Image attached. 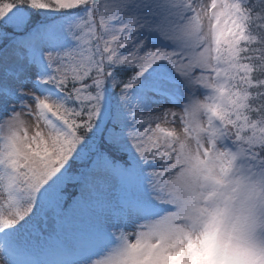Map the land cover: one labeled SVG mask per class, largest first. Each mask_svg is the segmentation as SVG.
Segmentation results:
<instances>
[{"label": "snow or ice", "instance_id": "1", "mask_svg": "<svg viewBox=\"0 0 264 264\" xmlns=\"http://www.w3.org/2000/svg\"><path fill=\"white\" fill-rule=\"evenodd\" d=\"M0 264H264V0H0Z\"/></svg>", "mask_w": 264, "mask_h": 264}]
</instances>
